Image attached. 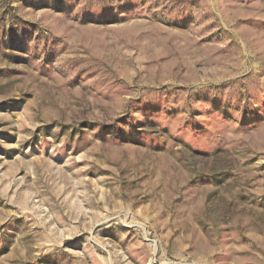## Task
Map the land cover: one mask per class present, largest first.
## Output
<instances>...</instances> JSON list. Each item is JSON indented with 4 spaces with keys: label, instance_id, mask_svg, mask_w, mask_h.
<instances>
[{
    "label": "rangeland",
    "instance_id": "374dc122",
    "mask_svg": "<svg viewBox=\"0 0 264 264\" xmlns=\"http://www.w3.org/2000/svg\"><path fill=\"white\" fill-rule=\"evenodd\" d=\"M0 264H264V0H0Z\"/></svg>",
    "mask_w": 264,
    "mask_h": 264
}]
</instances>
